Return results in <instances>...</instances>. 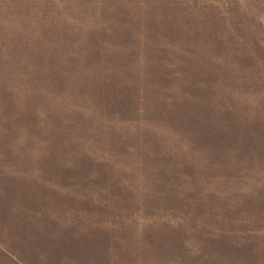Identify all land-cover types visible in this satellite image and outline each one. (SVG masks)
I'll return each mask as SVG.
<instances>
[{
  "label": "rangeland",
  "instance_id": "obj_1",
  "mask_svg": "<svg viewBox=\"0 0 264 264\" xmlns=\"http://www.w3.org/2000/svg\"><path fill=\"white\" fill-rule=\"evenodd\" d=\"M157 33L173 40L175 47H192L207 62L211 58L218 70L243 77L251 90L235 95L239 100V115L235 117L256 123L264 144V0H0V178H171L166 174L155 176L149 166L144 171L133 168L112 157L104 145L102 149H89L85 134L89 132L71 122L63 125L60 132L54 131L62 125L51 126V113L71 118L69 113L73 112L78 114L75 120H81L82 115L88 123L89 120L86 113L82 114L84 106H80L82 113L77 112L76 102L66 103L62 109L60 99L46 93L48 84L42 80L51 71L61 76L69 73L73 79L78 73L89 86L96 80L101 83L115 77L117 81L113 83L119 87L125 84L122 76L103 72L90 59L101 58L107 65L103 56L114 54L103 45L108 38L124 42L139 35L157 38ZM153 37L150 38L155 44L163 45ZM94 48L103 56L92 57ZM68 80L72 82L70 77ZM69 95L73 97V92ZM219 98L223 104H232ZM43 114L45 123L38 117ZM97 119L93 117L90 122L102 130L121 129L119 122L104 118L96 122ZM93 134L90 139L97 137L111 148L122 142L116 133L110 134L112 138L109 133ZM126 138V142L135 141L130 135ZM258 142L248 144L256 147L261 145ZM243 154L227 153L222 158L226 165L237 162L232 167L237 170L246 165L239 161ZM99 160L108 162H92ZM255 163L251 167L264 166ZM195 171L191 177L202 178V170Z\"/></svg>",
  "mask_w": 264,
  "mask_h": 264
},
{
  "label": "crops",
  "instance_id": "obj_2",
  "mask_svg": "<svg viewBox=\"0 0 264 264\" xmlns=\"http://www.w3.org/2000/svg\"><path fill=\"white\" fill-rule=\"evenodd\" d=\"M0 264H264V181L0 178Z\"/></svg>",
  "mask_w": 264,
  "mask_h": 264
},
{
  "label": "trees",
  "instance_id": "obj_3",
  "mask_svg": "<svg viewBox=\"0 0 264 264\" xmlns=\"http://www.w3.org/2000/svg\"><path fill=\"white\" fill-rule=\"evenodd\" d=\"M157 36L150 37L162 41V46L155 44L148 36L139 35L132 37V41L124 39V42L108 38L103 45L109 53H114L112 55L103 56L94 48L92 57L103 56L107 65L100 61L101 58L90 59L89 62L97 64L103 72L110 71L108 74L122 76L125 84L119 87L113 83L117 81L115 77L106 78L101 83L96 80L95 85L89 86L85 77L78 73L74 79L69 73L61 76L54 75L53 71L49 72L50 76H42L44 84H48L46 93L50 97L56 95L62 109L66 103L76 102L74 104L79 107L77 112L82 113L80 106H84L82 114L86 113L89 120L88 123L84 115L80 116L81 120H75L78 114L73 112L69 113L73 116L71 118L59 116L58 112H55L56 116L51 113V126L62 125L54 131L60 132L63 125L71 122L81 131L89 132L85 133L90 141L89 149L91 146L102 149L104 145L112 157L133 168L144 171L149 166L155 176L166 174V177H171L134 179L136 181H264V166L251 167L256 165L255 162L264 163L263 135L257 133L256 123L235 117L239 115V100L236 96L251 90L246 81L241 76H230L228 71L218 70L211 58L205 61L192 47H175L173 40L158 33ZM50 77L57 78H51V82ZM68 92H73V97ZM219 96L232 104H223ZM90 113H93L92 116ZM44 116H38L43 123L46 119L42 118ZM93 117L119 122L121 129H117L118 132H115V128L102 130L98 124H91ZM93 133H116L122 142L117 148L115 145L111 148L97 137L90 139ZM128 135L135 141L126 142ZM255 140H260L257 144L261 145L249 146L248 142ZM227 153L232 156L244 153L245 156H241L243 158L239 161L246 162V165L237 170L232 168L237 162L226 165L222 156ZM99 161L92 162L100 165L108 162ZM196 168L202 170V178L191 177Z\"/></svg>",
  "mask_w": 264,
  "mask_h": 264
}]
</instances>
